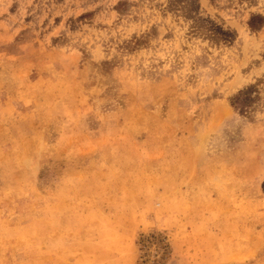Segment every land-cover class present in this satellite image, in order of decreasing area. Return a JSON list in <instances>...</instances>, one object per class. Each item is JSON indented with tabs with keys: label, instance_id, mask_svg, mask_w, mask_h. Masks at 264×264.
Wrapping results in <instances>:
<instances>
[{
	"label": "rangeland",
	"instance_id": "rangeland-1",
	"mask_svg": "<svg viewBox=\"0 0 264 264\" xmlns=\"http://www.w3.org/2000/svg\"><path fill=\"white\" fill-rule=\"evenodd\" d=\"M0 264H264V0H0Z\"/></svg>",
	"mask_w": 264,
	"mask_h": 264
},
{
	"label": "trees",
	"instance_id": "trees-1",
	"mask_svg": "<svg viewBox=\"0 0 264 264\" xmlns=\"http://www.w3.org/2000/svg\"><path fill=\"white\" fill-rule=\"evenodd\" d=\"M253 89H248L246 92H241L236 98V105L240 106L241 110L247 111L251 107V102L247 96L252 92Z\"/></svg>",
	"mask_w": 264,
	"mask_h": 264
}]
</instances>
